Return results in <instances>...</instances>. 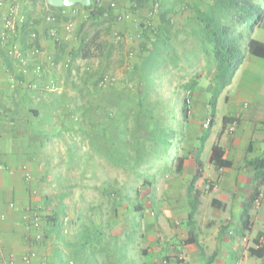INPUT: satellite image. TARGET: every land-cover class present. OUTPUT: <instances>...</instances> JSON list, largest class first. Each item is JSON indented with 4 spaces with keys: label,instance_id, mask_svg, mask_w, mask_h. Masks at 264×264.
Masks as SVG:
<instances>
[{
    "label": "crops",
    "instance_id": "1",
    "mask_svg": "<svg viewBox=\"0 0 264 264\" xmlns=\"http://www.w3.org/2000/svg\"><path fill=\"white\" fill-rule=\"evenodd\" d=\"M17 4L19 12L34 19L42 32L37 40L42 51L28 53L25 64L14 58H11L9 66L5 63L3 55L7 43L2 42V37L6 32L5 19L9 16L11 2L5 0L0 3V56L3 60L0 66V264H9L11 255L16 256L17 264H23L22 256L32 249H37L41 257L51 264H59L60 250L70 254V249L60 244L46 225L44 227L49 234L46 240L35 241L36 230L30 227L33 209L45 205L44 196L47 194L54 195L53 200L59 203L64 189L73 190L74 187V190L82 189L87 193L96 189L95 186L102 188L103 181L95 185H79L82 188L77 183L68 182L69 173L77 169L62 162L65 151L80 145L77 144L80 139H83L81 148L85 151H93L92 144H96L108 153L109 137L108 133H102L100 142H93L91 124L88 134L73 133L76 128L73 115L75 90L63 66L73 48L69 41L71 35L67 36L66 27L60 31L66 52L60 63L54 66L50 57L55 53V44L43 31L49 22L45 19L52 15L51 9L44 3L33 5L28 0H17ZM79 7L74 5L64 10L75 17ZM61 24L56 22L54 27L58 29ZM257 25L264 28V20ZM249 39L257 38L251 34L246 45ZM257 40L264 42V38ZM24 66L29 69L27 74L22 71ZM38 67L42 68L40 75L35 73ZM54 80L59 82L57 90L44 88L47 82ZM70 93L73 98H70ZM196 96L204 98L202 103L194 106L189 118L180 120L184 134L180 140L179 157H186L182 172L178 174L176 166L166 173L162 168L156 170L158 174L164 173L161 177L167 180L165 195L172 201L173 213L179 219L176 220L178 227L165 245H171L173 242L170 240H182V250L177 257L186 264H264V255L251 253L252 249H264V237L261 236L264 233V178H261L264 170L249 164L264 154V57L246 53L231 84L219 97H224L228 109L218 130L215 129L217 114L212 123L210 121L205 89H198L193 97ZM219 105L220 99L216 111ZM215 144L224 148V157L233 162L232 167L217 168L211 162ZM176 156L172 157L176 160ZM197 158L202 163L203 175V182L198 186L202 190L196 215L198 244H186L190 230L187 189L198 171ZM95 163L102 171L108 172V159L96 153ZM89 170L92 172L93 167H88ZM27 172L32 175L30 180L26 178ZM157 181L155 184L151 181L150 189L155 188ZM209 184L213 185L211 190L207 187ZM257 186L261 189L260 202L259 205L256 202L251 211V224L244 230V207ZM99 192L102 196V190ZM65 223L68 219L62 217L63 230ZM165 245L161 248L163 251ZM164 254L163 264H172L171 257L166 259V251ZM152 260L156 262L159 258L155 256Z\"/></svg>",
    "mask_w": 264,
    "mask_h": 264
},
{
    "label": "trees",
    "instance_id": "2",
    "mask_svg": "<svg viewBox=\"0 0 264 264\" xmlns=\"http://www.w3.org/2000/svg\"><path fill=\"white\" fill-rule=\"evenodd\" d=\"M131 1V8L137 12L144 10L150 0ZM155 1L159 5L158 21L155 25H151V19L147 21L148 23L140 24L142 41L138 47L137 60L128 68V77L124 81L123 89L116 91L112 84H102V80L109 75L116 46L109 41H102V35L105 33L111 36L117 18H123L122 13L116 14L117 4L112 0H92L91 4L87 6L78 4L84 12L81 15L80 9L73 17L68 13H63L64 9L69 7H55L50 5L47 0H28L33 5L44 3L52 11L50 16L53 17V23L51 24L52 21L47 22L43 31L53 39L55 44V53L50 57L54 66L60 63L66 52L63 39L56 40L50 34L52 30H57L54 23L67 24L79 15L82 17L81 25L77 31L78 46L70 51L69 57L64 61L67 62V65L63 63L68 72V80L72 82L74 90L78 92L74 97L73 106L76 133L88 134L90 124L93 131L95 121L92 114L89 116L90 111L92 112V97L99 95L104 88H110L116 95H126V99L120 102L119 115L109 111L108 120L115 124L109 127L107 120L100 122V126L107 130L105 133H108L109 129H113V132L108 133V153L101 150L96 144H92V149L98 151L99 156L108 159L114 167L123 168L128 174L127 179L122 183H119L117 179L112 182L104 181L102 188L95 186V190H102V196L97 204L89 203L86 208L84 207V210H80L78 216L80 228L74 242L67 239V233L62 228V217H65L67 211L64 199L70 195V189H64L65 191L58 199L59 203L56 201L54 206L50 204H53L52 201L55 202L53 200L55 196L47 194L44 196L45 205L41 208L36 206L33 209L34 212L40 214L41 218L43 239L40 241L46 240L49 235L44 227L46 225L50 229L49 232L54 233L59 243L70 249V254H65L62 249L60 250L59 264H71L74 259L83 260L84 264L155 263L146 261L148 256L146 248H139L137 256L132 253L136 248L137 239L142 236L141 222L135 220L137 217L134 213L145 210L144 202L137 199L141 197V193L134 185L139 180L151 183L146 174L158 170V167L155 166L159 165L163 157L159 154L163 151L162 144L165 148L167 144L169 148L172 147L173 139L167 143L164 137H167L168 134L172 138L178 134L177 138L180 137L179 129L177 131L172 126L171 119L178 120V113H180L182 121L189 118L192 108L191 99L198 89L204 88L208 95L207 102L211 109L210 121L212 123L218 99L223 90L231 84L236 71L244 62L246 53L250 52L264 57V42L249 39L246 45V39L249 38L246 37V32H248L246 27L254 16L253 9L258 7V13H262L259 20H262L264 12L261 9V3L264 0H204V4L198 1L193 2V0ZM113 3H115L114 6ZM177 4L182 7H176ZM187 9H190L192 13V17H188V20L192 18L193 23L176 26L172 14ZM25 18L20 37L22 50L27 52L36 47L42 51L41 46L37 43L41 33L36 21L32 18ZM34 32L38 34L37 37L32 36ZM58 34L60 35V33ZM3 56L5 63L9 66L13 57L9 56L7 52ZM95 58L100 59V65L95 70H92L90 65L83 67L77 63L80 60L91 61ZM203 62L204 66L201 68ZM22 63L25 64V61ZM24 69L29 71L25 66L22 71ZM38 69L42 72V68L38 67L35 69V73ZM82 69L83 72H81ZM76 77H79L80 84ZM177 77L183 79V82L179 84L182 95H185L181 101L178 100L180 94L176 90L170 91L168 87ZM89 80H92L93 89L86 86ZM174 94L176 97L173 96ZM179 102L180 107L177 109ZM142 117L147 119H145V124L141 121ZM226 122L227 118L225 117ZM206 137L207 135L203 140ZM93 139V142H100V138H95L94 135ZM82 143L83 139H80L78 141L80 148ZM168 150L166 151L169 153ZM212 150L211 162L217 168L232 167L233 162L224 157L225 150L222 146L215 144ZM93 158L95 161V155ZM185 158V156H181L177 159L175 171L178 174L182 172ZM197 162V174L187 189L190 206L188 215L190 230L189 237L185 240L186 244H198L196 215L202 196V190L198 186L203 182V175L202 163L199 158H197ZM249 164L258 170H264V154L249 161ZM95 166H93V170ZM170 169L162 171L166 173ZM94 176L98 177L95 170ZM261 178H264V175H261ZM69 180L68 178L67 181L69 182ZM209 185L208 189L211 190L213 185ZM134 193L135 195H133ZM260 195L261 189L257 186L245 204L242 216L244 230L251 224V211ZM125 203L130 216H134L133 220L128 221L123 231L110 232L108 229L113 224L111 221L107 223L103 221L104 212L106 211L105 214L109 216L115 215ZM98 218L101 220L99 221ZM71 226H74L72 222L68 227L71 228ZM261 236L264 237V233ZM251 253L262 256L264 249H252ZM152 258L153 256H150V261ZM166 259L169 260L170 256H166ZM179 262L184 261L180 259Z\"/></svg>",
    "mask_w": 264,
    "mask_h": 264
},
{
    "label": "rangeland",
    "instance_id": "3",
    "mask_svg": "<svg viewBox=\"0 0 264 264\" xmlns=\"http://www.w3.org/2000/svg\"><path fill=\"white\" fill-rule=\"evenodd\" d=\"M117 4L116 8V14L122 13V19L116 20V23L113 26V30L111 33V36H108L107 34L102 35V41H109L110 43L115 44L113 56H112V62L109 68V76H112L115 78L114 82L111 83L113 85V88L116 91L122 90L124 87V81H126L128 75V68L137 60V56L139 54V44L142 41L141 37V31H140V24L141 23H148L149 19H151V25H155L158 21V14H159V5L155 0H150L149 3L146 5V8L142 11L134 12L131 8L132 1L131 0H112ZM202 2L204 4V0H193V2ZM41 6V4H39ZM261 9L264 12V2L261 3ZM176 7H182L180 4H177ZM258 7H254L253 9V18L248 23V26L246 29L248 32H246V37H250L251 34L254 36V38L262 39L264 38V28L258 27L257 23H262L264 20V17L262 20H259L262 13H258L257 11ZM81 9V8H80ZM35 12V11H34ZM83 9H81V15L83 13ZM79 15L78 17L72 19L73 23V29L70 36V43H72V50L76 48L77 44L79 43L78 34L77 31L81 25L82 17ZM173 20L176 24V26L184 25L186 23L191 22L193 23L192 18L188 20V17H192V13L190 9L180 11L176 14H172ZM256 23V24H255ZM62 25V26H61ZM61 25L57 26L58 33H61L60 31L63 30V28L66 27L65 23H62ZM246 31V30H245ZM254 31V32H253ZM42 33V32H41ZM45 37V35H44ZM46 38V37H45ZM49 39V38H48ZM78 64L84 66H89L92 70L97 69L98 65H100V59L95 58L91 61H78ZM204 62L202 63L201 68L203 67ZM82 67V68H83ZM83 72V69L81 70ZM82 74V73H81ZM77 78V77H76ZM179 78V79H178ZM78 83L80 84L79 77L77 78ZM180 80V81H179ZM204 80V79H202ZM183 82V79L180 77H177L173 80V82L168 86L170 91L176 90L177 93L180 95L178 96V100L181 101L185 95H182V89L179 88V84ZM204 82V81H203ZM202 82V83H203ZM59 83V82H57ZM72 83V82H71ZM86 86L90 87V89H93L92 80H89V82L86 84ZM73 87V85H72ZM73 92V91H72ZM78 92L74 91V95H76ZM73 94L70 93V98H73ZM176 97V95H173ZM123 99H126V95L120 96L119 94L116 95L112 92V90L104 88L101 93L97 96L92 97V116L93 120L95 121L93 131L91 130V133L95 136V138L99 139V135L102 133H105L107 130L103 129L100 126V122H105L106 120L107 125L111 127V125H114L115 123H112L109 119L108 114L113 111L112 113L118 114L120 113L121 106L120 102L124 101ZM202 96H196L191 99V113L193 112V108L196 104H201L203 101ZM220 99V105L219 109L216 111V114L218 116V119L216 120L215 129L218 130L222 123V116L226 114L228 106L225 103L224 97L219 98ZM180 107L177 106V109ZM211 110V109H210ZM110 111V112H109ZM179 112V111H178ZM143 124L146 123V118H141ZM146 119V120H145ZM180 113H178V120L171 119L172 126L175 127V129H179V134L174 138L171 137L170 134L165 136L164 139L166 142L171 141L172 147H168V142L166 143V148L162 144L163 148H161L163 151L160 152V156L162 155V160L159 162V165L155 166L159 168L167 169L172 168L176 166L177 159L181 155L180 148V141L179 139L182 138L184 131H183V124ZM113 132V129H109L108 133ZM178 131V130H177ZM73 133H76L75 128L73 130ZM78 144V143H77ZM165 144V143H164ZM169 148V150H168ZM168 150L169 153L166 151ZM94 152V154H93ZM98 152V151H97ZM96 150L93 151H85L83 148H80L79 145L73 146L72 150L65 151V157L63 158L64 164L67 166H74L77 170H74L73 172L69 173V182L77 183L78 187L79 185L87 184H93L104 182V181H114L115 179L119 180V183H122L123 180L127 179L128 174L123 170V168L114 167V165L110 164L108 165V172L102 171L100 166H95V161L93 158V155H95ZM168 153V154H167ZM158 154V153H157ZM158 154V155H159ZM173 155H177V159L175 160ZM83 162V163H81ZM95 166L94 170L96 171V174L98 177L94 176V170L92 172L85 170L88 169V167ZM161 175H164L163 172L161 174H158L156 172H150L147 173L146 176L148 179H150L153 184H155L156 180L157 185L155 188L150 189L149 183L144 180H139L134 186L137 190L140 191L141 197L137 198L144 202L145 210L144 212H136L135 216L137 217L135 220L141 222V235L137 239V243L135 244L136 248L132 253L139 254L138 249L139 248H146L148 251V256L146 257V261L153 262V260L150 261V256H157L159 258L158 261H156L154 264H163L165 259L164 251L167 252L166 256L169 255L172 259V264H180L179 260L180 258L177 257V254L180 250H182L181 246L182 240L179 241H173L171 245L166 246L165 242H168V238L170 239L171 235L174 233V229L177 226L176 220L178 219V216H175L173 213L174 207L172 201L165 195V183L166 178ZM87 178V181H85V178ZM82 188V187H80ZM73 190H70V195L66 199V206L67 211L64 218L68 219V226H70V223L72 222L74 226L69 228L67 233V239H74L76 238L77 231L80 228V222L78 220L79 212L80 210H84L89 203L95 202V204L98 203L99 198L101 197L100 192L95 190L94 188L84 193L82 189L79 191V189L72 188ZM77 192V193H76ZM89 193V194H88ZM95 193L97 195L95 196ZM135 195V193L133 194ZM56 204V201L53 204H50L51 206H54ZM85 207V208H84ZM154 208V209H153ZM129 210L126 208V203L124 206L120 208V211L117 212L115 215H106L105 212L102 216V219L105 223L108 221H111L113 226L109 228L108 230L110 232L113 231V233H119L120 231H123L128 221L133 220L134 216H130ZM154 212V213H153ZM176 218V219H175ZM78 220V221H77ZM100 221L101 219L98 218ZM174 220V224H173ZM77 221V222H76ZM180 233V230H179ZM182 244V245H181ZM165 245L164 251L161 249L162 246ZM161 249V250H160ZM37 250V249H36ZM38 251V250H37ZM155 251V252H154ZM39 253V251H38ZM40 254V253H39ZM137 256V255H136ZM177 258V259H176ZM163 259V260H161ZM48 264H51L49 260L47 259ZM162 261V262H160ZM71 264H84V261H77L72 260ZM186 264V262H185Z\"/></svg>",
    "mask_w": 264,
    "mask_h": 264
},
{
    "label": "built area",
    "instance_id": "4",
    "mask_svg": "<svg viewBox=\"0 0 264 264\" xmlns=\"http://www.w3.org/2000/svg\"><path fill=\"white\" fill-rule=\"evenodd\" d=\"M5 0H0V3H3ZM11 2V7H10V12H9V16L6 17L5 19V25H6V32L3 34L2 37V42L7 43V49L6 52L9 56L13 57V58H17L20 61L24 62L25 61V57L28 56L30 52H32L33 54H38L40 53V49L39 48H34L32 51H24L21 48V43H20V37L22 34V27L25 24V16L22 15L19 12V7L17 4V0H10ZM113 6L115 5V3L112 4ZM64 14H67V10L63 11ZM53 17L52 16H48L47 17V21H52ZM73 29V23L72 20L69 21L66 24V30H67V36H69L72 32ZM50 34L54 37V39L56 40H60L62 37L57 33V31L54 29L50 32ZM33 37H37L38 34L37 33H33L32 34ZM3 63V60L0 56V66ZM51 64H54L53 61H51ZM64 65H67V62H64ZM23 72L25 74H27L29 71L27 69H24ZM36 73L38 75H40L42 72L41 70H37ZM115 80L114 77L112 76H106L103 80H102V84H111L113 83ZM59 88V85L57 82L55 81H50L45 85V89L47 90H57ZM32 177L31 173L27 172L26 173V178L27 180H30ZM210 185H207V187L209 188ZM260 200H257V205H259ZM30 227H32L33 229L36 230L35 232V240L36 241H40L43 239V232L41 231L42 229V223H41V218H40V214L38 212H34L33 214V218L30 222ZM69 227L67 225V223H65L64 226V232L68 233ZM22 261L23 264H48V261L46 258L41 257V255L38 253V251L36 249H32L30 251H28L27 253H25L22 256ZM9 264H17V259L15 255H11V257L8 259ZM180 264H185V262H181Z\"/></svg>",
    "mask_w": 264,
    "mask_h": 264
},
{
    "label": "water",
    "instance_id": "5",
    "mask_svg": "<svg viewBox=\"0 0 264 264\" xmlns=\"http://www.w3.org/2000/svg\"><path fill=\"white\" fill-rule=\"evenodd\" d=\"M48 3L55 7H70L78 4L90 5L92 0H47Z\"/></svg>",
    "mask_w": 264,
    "mask_h": 264
}]
</instances>
